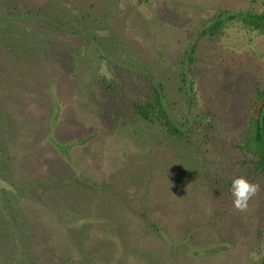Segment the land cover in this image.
<instances>
[{"label": "rangeland", "instance_id": "rangeland-1", "mask_svg": "<svg viewBox=\"0 0 264 264\" xmlns=\"http://www.w3.org/2000/svg\"><path fill=\"white\" fill-rule=\"evenodd\" d=\"M82 1L99 2L114 16L99 35L128 66L117 73L99 62L89 64L120 80L126 97L119 104L127 108L128 98L148 94L151 80L129 67L141 64L181 116V59L196 30L221 10L257 11L262 0ZM85 60L73 65L47 60L30 81L9 71L7 104L19 102L15 112L30 114L28 134L45 149L18 166L30 174L29 185L23 204L16 206L18 224L8 226L11 231L0 242V261L254 264L256 230L264 225V181L253 182L259 190L243 212L234 206L230 185L232 177L249 173L237 146L248 131L246 113L255 90L264 86V36L234 26L199 42L187 76L197 106L210 112L214 124L182 143L165 138L156 125L138 123L124 109L125 117H119L120 107L100 90ZM54 104L59 106L55 132L64 142L56 140L68 144L66 156L46 139L56 135L46 129ZM141 212L157 231L144 225Z\"/></svg>", "mask_w": 264, "mask_h": 264}, {"label": "trees", "instance_id": "trees-1", "mask_svg": "<svg viewBox=\"0 0 264 264\" xmlns=\"http://www.w3.org/2000/svg\"><path fill=\"white\" fill-rule=\"evenodd\" d=\"M97 3L99 2L82 0H0V203L3 202L4 208L3 212L0 211V242L6 240L11 231L8 226L18 224L19 209L16 206L23 204L28 190L26 185L29 183L26 179L30 174L24 172L23 175L18 166L22 161L26 163L27 160H33L38 151L45 149L44 146L38 148L34 145L28 134L29 130L26 128L31 121L30 114L22 110L15 112L19 102L10 103L9 106L7 104L9 97L7 98L6 93L13 85L9 71L20 72L22 78L30 81L42 73L41 66L47 60L50 63L60 61L63 64L67 61L69 65H73L78 58L87 56L88 61H85L88 72L94 74L95 83L99 84L105 96L113 100V105L121 108L117 109L121 114L119 117H125L126 110L138 123L148 127L156 125L162 129L165 138L182 143L189 140L198 129L207 132L214 124L210 112L205 113L197 106L192 91L193 80L187 76V70L191 69L189 66L195 60L199 42L204 37L221 35L234 26L246 33L253 32L264 36V0L260 2L257 11L253 8L219 11L209 22L196 30L184 52V58L181 59L183 71L180 76L182 87L185 89V106L181 109L185 110L186 114L180 113L179 116L178 109L174 108L177 103L168 100L161 82L141 64L129 67L139 76L151 80L147 87L148 94L139 98H128L127 109L119 104L120 99L124 100L126 97L120 80L108 73L97 72L96 66L89 64L90 61L96 64L99 62L117 73H120L124 65L128 66V63L120 62L121 59L117 56L116 60L110 46L103 44V36L99 33L108 29V20L114 16L107 14L105 6H97ZM116 36V40H120V36ZM85 49H89L91 55ZM122 51L124 52V49ZM130 51L131 55L136 56L134 50ZM184 66H188V69ZM53 108V114L47 118L46 129L53 136L56 135L52 138L50 134L51 137L46 139L48 144L66 156L68 144L56 140L64 142L59 133L55 132L59 115L58 104H54ZM121 124L126 126L123 120ZM245 127L248 129L247 134L242 136L243 142L237 146L243 158L240 163L247 168L249 173L246 178L251 182L264 181V86L255 90L246 113ZM139 216L145 226L158 230L145 212H141ZM25 248L27 249V246ZM253 262L264 264V225L256 230ZM0 264L6 262L2 260Z\"/></svg>", "mask_w": 264, "mask_h": 264}, {"label": "clouds", "instance_id": "clouds-1", "mask_svg": "<svg viewBox=\"0 0 264 264\" xmlns=\"http://www.w3.org/2000/svg\"><path fill=\"white\" fill-rule=\"evenodd\" d=\"M258 190L259 185L244 176L231 178L230 191L234 198V206L238 211L247 210L249 201L257 194Z\"/></svg>", "mask_w": 264, "mask_h": 264}]
</instances>
